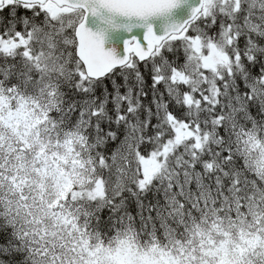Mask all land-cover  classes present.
I'll list each match as a JSON object with an SVG mask.
<instances>
[{
  "label": "snow or ice",
  "instance_id": "1",
  "mask_svg": "<svg viewBox=\"0 0 264 264\" xmlns=\"http://www.w3.org/2000/svg\"><path fill=\"white\" fill-rule=\"evenodd\" d=\"M0 264H264V0H0Z\"/></svg>",
  "mask_w": 264,
  "mask_h": 264
}]
</instances>
